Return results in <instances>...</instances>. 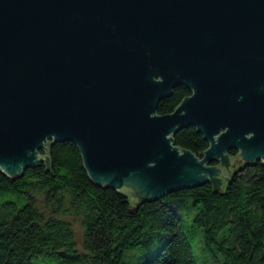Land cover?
I'll list each match as a JSON object with an SVG mask.
<instances>
[{
  "label": "water",
  "instance_id": "95a60500",
  "mask_svg": "<svg viewBox=\"0 0 264 264\" xmlns=\"http://www.w3.org/2000/svg\"><path fill=\"white\" fill-rule=\"evenodd\" d=\"M187 127L200 156L173 144ZM66 141L133 203L264 161V0H0V169L50 171L40 152Z\"/></svg>",
  "mask_w": 264,
  "mask_h": 264
},
{
  "label": "trees",
  "instance_id": "16d2710c",
  "mask_svg": "<svg viewBox=\"0 0 264 264\" xmlns=\"http://www.w3.org/2000/svg\"><path fill=\"white\" fill-rule=\"evenodd\" d=\"M191 94L176 88L158 113H172ZM172 141L198 156L209 147L195 127ZM47 146L40 153L50 157V171L43 162L17 178L0 169V264L43 257L62 264H199L194 246L203 264H264V161L233 169L220 187L208 181L132 203L126 191L91 180L75 143Z\"/></svg>",
  "mask_w": 264,
  "mask_h": 264
},
{
  "label": "rangeland",
  "instance_id": "374dc122",
  "mask_svg": "<svg viewBox=\"0 0 264 264\" xmlns=\"http://www.w3.org/2000/svg\"><path fill=\"white\" fill-rule=\"evenodd\" d=\"M130 198L132 199L131 195H130ZM76 228H77V232H78V239L80 240L81 228L79 227L78 223H76ZM194 249H195V253H196L198 263L203 264L204 263V261H203L204 257L201 253L199 246H194ZM33 264H62V263H61L60 259L56 258V257H43V258H37V259L33 260Z\"/></svg>",
  "mask_w": 264,
  "mask_h": 264
},
{
  "label": "flooded vegetation",
  "instance_id": "af4514ba",
  "mask_svg": "<svg viewBox=\"0 0 264 264\" xmlns=\"http://www.w3.org/2000/svg\"><path fill=\"white\" fill-rule=\"evenodd\" d=\"M232 151H234V152H236L237 153V155L236 156H234V157H232V158H234V159H236V158H238L239 157V151H236V150H232ZM231 152V151H230ZM237 167V166H236ZM235 166H234V169H238V168H241L242 167V165L241 166H239L238 168H236Z\"/></svg>",
  "mask_w": 264,
  "mask_h": 264
},
{
  "label": "bare ground",
  "instance_id": "6f19581e",
  "mask_svg": "<svg viewBox=\"0 0 264 264\" xmlns=\"http://www.w3.org/2000/svg\"><path fill=\"white\" fill-rule=\"evenodd\" d=\"M243 163H244V162H243ZM243 165H245V163H244Z\"/></svg>",
  "mask_w": 264,
  "mask_h": 264
}]
</instances>
